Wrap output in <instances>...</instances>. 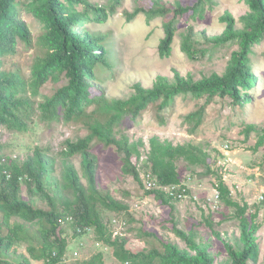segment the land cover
<instances>
[{"label": "trees", "instance_id": "16d2710c", "mask_svg": "<svg viewBox=\"0 0 264 264\" xmlns=\"http://www.w3.org/2000/svg\"><path fill=\"white\" fill-rule=\"evenodd\" d=\"M210 0H195L191 5L156 2L154 8H136L128 16L133 18L138 12H145L147 19L160 15L171 16L164 23L165 36L159 44V55L171 54V43L177 20L182 16L192 19L203 18L205 4ZM249 13L242 19L245 26L235 29V19L225 12L220 22L225 23L223 32L212 37L215 44H225L238 40L240 50L233 53L230 64L221 75L211 73L199 80L183 77L174 71V83L169 84L167 77L158 75L151 88L134 84V93L125 100L109 99L103 88V76L112 73L114 66L111 49L114 38L109 32H92L86 24L105 23L110 12L99 5H91L87 0H31L33 13L42 23L44 51L33 65V77L27 83L18 72L3 69L5 55L16 53L18 39L29 44L30 31L20 13L23 0H0V126L11 132H24L38 115L42 119L62 120L64 123H83L90 133L85 138L75 141L66 139L60 154L63 157L61 184L52 176L54 159L44 151L35 148L30 156L20 161L9 159L0 164V264H31V260H42L43 264H61L66 253L67 240L62 235L63 221L71 220L73 236H82L92 229L98 242L109 247L112 256L119 264H213V257L195 241L193 233H186L176 227L171 217L172 232L182 239L187 249H181L169 242H160V248L150 251L133 252L126 248V239L118 230L113 234L103 220L99 207L111 212H128V205L114 199L108 192L100 193L96 188V158L90 147L94 138L106 147H114L121 154V170L140 182L139 173L132 161L140 155L139 148L144 145L141 139L129 140L125 134L116 137L122 124L131 126L139 121L142 114L152 106L164 110L174 104L181 95L191 94L194 98L205 99L204 106L215 98H229L234 111L236 123L244 126L242 134L245 139L255 130V125L244 122L245 106L252 102L251 91L258 77L251 65L249 54L254 44L264 39V0H243ZM84 7L81 11L79 8ZM188 56L193 57L194 47L191 33H187L181 46ZM54 74L66 78V82L47 95L43 100H36L38 90ZM30 87L28 93L27 86ZM204 106L189 116L197 124L203 122ZM160 122H163L161 119ZM235 123V122H232ZM264 144V124L257 131V141L253 152ZM218 154V151L215 150ZM74 155L82 157L81 169L86 185L81 181L77 169L65 161ZM0 152V158H2ZM216 156L213 157V159ZM182 159L191 165H205L207 175L214 178L213 187L218 199L227 207H232L240 225L242 248L236 250L225 244L231 264H250L258 252L255 233L259 229L256 222L258 206L239 203L232 198L230 188L222 176L211 169L212 156L199 146L184 143L173 145L168 140L152 136L148 140L146 156L147 172L155 177L159 186L180 184L176 161ZM21 178V179H20ZM22 183L32 184V192L46 200L48 207H35L21 194ZM143 187L144 183L142 182ZM47 188L53 189L50 194ZM61 189L69 196H63ZM145 195L152 197L156 203L174 211L172 197L160 188L145 189ZM253 208L249 217L246 212ZM12 217H18L28 223L38 225V244L30 243L26 247L28 256L22 255L17 262L10 261L6 252L18 241L19 233L25 227L22 223H11ZM125 224V223H124ZM5 228V231L3 229ZM151 236H156L150 233ZM189 250H194L191 255ZM73 264H106L101 251L89 258Z\"/></svg>", "mask_w": 264, "mask_h": 264}, {"label": "rangeland", "instance_id": "374dc122", "mask_svg": "<svg viewBox=\"0 0 264 264\" xmlns=\"http://www.w3.org/2000/svg\"><path fill=\"white\" fill-rule=\"evenodd\" d=\"M176 1L183 6L191 5L195 0H87L91 5H99L110 9L113 13L105 23L89 22L86 24L92 32H109L114 38L111 57L114 63L112 73L103 76V88L109 99H128L134 93V84L151 88L158 75L167 77L168 83H174V71L183 77H191L194 81L209 76L211 73L223 74L230 64L233 53L240 50L238 40L225 44H215L212 37L219 35L225 28L220 17L229 12L235 19V29L240 31L245 26L242 19L249 13L243 0H210L205 4L203 18L192 19L182 16L176 22L171 43V54L168 57L159 55V44L164 38V23L171 16L160 15L147 19L145 12H138L128 18L136 8H154L156 2L165 5ZM24 6L20 19L30 31V43L18 39L16 53L5 55L3 69L18 72L29 83L33 77V65L44 51L45 30L40 20L33 13L31 0H23ZM81 11L84 7L79 8ZM187 33H191L194 47L193 57L182 51V41ZM249 54L251 65L258 77L251 91L252 102L245 106L244 122L255 125L247 139L242 134L244 126L238 125L233 116L229 98H215L204 106L205 99L194 98L191 94L181 95L173 105L160 110L157 106L149 107L139 121L131 126L122 124L116 132L129 137V140L141 139L144 143L139 148L140 155L132 161L139 173L140 182L121 170V154L114 147H106L94 138L90 147L91 154L96 158V188L100 193L108 192L114 199L128 205V212L114 213L99 207L104 222L109 229L120 230L126 239V248L133 251H150L160 248V242H169L181 249H187L185 242L171 230V217L177 228L186 233H193L196 243L212 257L213 264H231L225 244L236 250L242 248L240 241V225L232 207H227L217 197L213 187L214 178L205 173V165H191L179 159L176 161L180 184L184 189L183 198L172 199L173 209L162 208L156 201L145 195L143 187L144 174L147 172L146 156L148 140L157 136L160 140H168L173 145L190 143L199 146L212 156L211 169L216 170L225 184L230 188L232 198L239 203L257 205L256 222L259 229L255 233L258 252L250 264H264V144L253 152L257 141V131L264 124V39L251 47ZM66 78L54 74L40 86L36 100H43L47 95L61 87ZM28 85V84H27ZM30 92L29 85L27 86ZM204 106L205 116L201 124L195 127V120L189 116ZM163 122H160V120ZM235 122V123H232ZM90 133L83 123H64L48 121L40 115L24 132H11L0 126V152L3 157L16 155L22 161L30 156L35 148L44 151L54 159L52 176L58 186L61 184L63 143L66 139L75 141L85 138ZM226 144L231 149L224 152ZM218 151V154L215 152ZM216 156L214 159L213 157ZM83 177L82 157L74 155L66 158ZM32 184L22 183L20 194L35 207L47 208L46 200L32 192ZM50 194L53 189L47 188ZM63 196L69 194L61 189ZM251 207L246 216L253 212ZM114 220V222H112ZM11 223H22L24 231L19 233L22 238L9 251L7 258L12 262L20 260L22 255L28 256L26 247L30 243L38 244V225L28 223L18 217H12ZM125 223V224H124ZM63 236L67 240L65 256L61 264H73L89 258L98 251L103 254L106 264H119L112 256L111 249L97 241L92 229L82 236H73V227L68 218L63 221ZM4 231L5 228L3 227ZM154 233L156 236H151ZM191 255L194 250H189ZM31 264H43L42 260H31Z\"/></svg>", "mask_w": 264, "mask_h": 264}, {"label": "built area", "instance_id": "2783aa9c", "mask_svg": "<svg viewBox=\"0 0 264 264\" xmlns=\"http://www.w3.org/2000/svg\"><path fill=\"white\" fill-rule=\"evenodd\" d=\"M230 149H231L230 145L226 144L224 146V149H223V154H225L224 152H228ZM16 158H17L16 155H9V159H11V160L16 159ZM5 161H6L5 157L0 158V163H4ZM143 183H144L145 189H151V188L159 189L160 188L168 196L172 197L173 199L174 198H183L185 196V193H184L185 190L182 189L180 191L179 188L177 187V185H169V186H165V187L157 185L155 177L153 175H151L150 172H146L144 174ZM112 222H114V220H112ZM117 231H113V234H116Z\"/></svg>", "mask_w": 264, "mask_h": 264}, {"label": "clouds", "instance_id": "9594fccd", "mask_svg": "<svg viewBox=\"0 0 264 264\" xmlns=\"http://www.w3.org/2000/svg\"><path fill=\"white\" fill-rule=\"evenodd\" d=\"M16 159H18V158H16ZM19 160V159H18ZM0 164H2V163H0Z\"/></svg>", "mask_w": 264, "mask_h": 264}]
</instances>
